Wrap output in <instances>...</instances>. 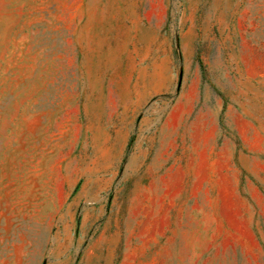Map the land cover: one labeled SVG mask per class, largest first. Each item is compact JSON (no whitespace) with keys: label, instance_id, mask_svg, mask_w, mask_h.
<instances>
[{"label":"rangeland","instance_id":"rangeland-1","mask_svg":"<svg viewBox=\"0 0 264 264\" xmlns=\"http://www.w3.org/2000/svg\"><path fill=\"white\" fill-rule=\"evenodd\" d=\"M0 264H264V0H0Z\"/></svg>","mask_w":264,"mask_h":264}]
</instances>
